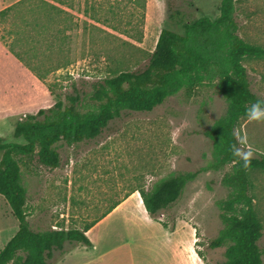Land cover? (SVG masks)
<instances>
[{
    "label": "rangeland",
    "instance_id": "1",
    "mask_svg": "<svg viewBox=\"0 0 264 264\" xmlns=\"http://www.w3.org/2000/svg\"><path fill=\"white\" fill-rule=\"evenodd\" d=\"M4 1V6H9L19 0ZM84 1L73 0L71 12L79 26L68 31L70 38L64 51H60L58 41L52 45L54 47L42 39L43 42L36 44L34 39L31 44L23 42L24 49L20 52L39 69L44 76L42 82L51 89L50 106L42 101L44 108L60 99L68 103L66 96L76 89L82 97L81 110L91 109L93 102L89 95L95 82L121 70L143 69L155 49L156 34L163 28L184 34L186 22L201 17L217 19L222 0H147L141 42L101 24L98 25L103 31L84 28L85 21L92 22L84 13ZM123 1L132 11L134 1ZM234 9L239 36L264 47V0H236ZM103 13L108 14L105 9ZM23 14L34 17L31 11ZM122 15L128 17L129 12L123 11ZM124 27L126 24H120V29ZM22 28L21 15L12 13L8 20L0 22V36L11 39L8 35ZM0 41L5 45L4 40ZM243 64L253 92L264 99V59L247 58ZM19 78L17 71L16 82L12 80L11 87H5L6 94L0 97L4 104L17 88L14 84L20 82ZM227 106L217 78L206 80L195 89L183 88L151 111H122L96 138L73 144L59 141L55 144L61 157L57 168L23 157L20 166L27 189L26 211L31 228L35 231L55 227L83 229L99 219L119 198L133 192L140 196L135 189L148 190L171 174L206 167L213 158V141L205 131L225 116ZM2 111L6 113V109ZM20 117L24 115L17 116L16 122ZM7 120L9 124L3 126L5 141L25 143L23 138L14 137L15 123ZM236 130L242 152L264 155V119L243 117ZM1 155L2 152L0 159ZM231 167L201 172L187 184L179 199L157 216L166 223L177 218L191 219L199 227L198 250L214 264L225 259L226 246L212 248L209 244L223 228L217 201L225 199L229 193V188L221 181ZM250 181V195L263 226L259 245L264 251V171H251ZM18 228L17 218L0 195V249Z\"/></svg>",
    "mask_w": 264,
    "mask_h": 264
},
{
    "label": "trees",
    "instance_id": "2",
    "mask_svg": "<svg viewBox=\"0 0 264 264\" xmlns=\"http://www.w3.org/2000/svg\"><path fill=\"white\" fill-rule=\"evenodd\" d=\"M130 1H134L132 11L123 0H85L84 13L92 22L85 21L84 28L103 31L98 25L101 24L141 42L147 0ZM235 1L222 0L220 15L215 20L201 17L194 22H186L184 34L163 28L143 69L121 70L93 84L89 95L93 102L91 109L81 110L82 97L74 89L66 96L68 103L60 99L51 107L26 114L16 122L14 137L23 138L25 143L7 142L0 136V195L19 222L17 232L0 249V264H53L54 252L63 250L65 242L91 245L85 230L96 220L86 225L84 230L61 227L35 231L31 228L26 211L27 189L20 166L23 157L57 168L61 157L55 144L59 141L73 144L96 138L122 111H151L183 88L192 90L206 80L216 78L228 106L225 116L205 131L213 141L212 161L196 171L166 176L148 190L137 188L135 191L139 192L150 216L157 219L201 172L217 171L231 165V170L221 181L229 188V193L225 199L217 201L223 228L209 245L212 248L226 246L225 259L217 264H264V251L259 245L263 226L255 210L254 198L250 195V173L264 171V155H251L249 163L244 166L242 159L234 154L235 148L242 152L236 129L240 119L248 117L246 109L256 101L262 102L264 107V99L251 88L243 60L264 59V47L246 42L237 33ZM73 7V0H19L0 10V22L8 20L12 13L21 15L23 28L10 33L12 36L8 37L11 39L3 35L0 39L41 81H44V76L20 51L33 39L35 44L45 40L50 47L58 41L60 51H64L70 38L68 31L79 26L71 12ZM104 9L107 15L103 13ZM30 11L33 19L23 14ZM123 11L129 12V16L123 17ZM120 24H126V27L120 29ZM162 224L167 225L165 222Z\"/></svg>",
    "mask_w": 264,
    "mask_h": 264
},
{
    "label": "crops",
    "instance_id": "3",
    "mask_svg": "<svg viewBox=\"0 0 264 264\" xmlns=\"http://www.w3.org/2000/svg\"><path fill=\"white\" fill-rule=\"evenodd\" d=\"M4 2L2 0L0 10L8 6H4ZM159 34L155 36V43ZM13 57L16 58L0 41V97L6 94L5 87L10 86V81L16 82L17 71L20 76L9 101L4 104L0 99L2 137L3 126L9 124L7 119L16 124L17 116L35 114L51 103L49 89L19 59L15 61ZM42 101L47 105L42 106ZM2 109H6V113ZM117 201L120 202L115 206L113 204L104 216L85 230L90 246L67 241L63 250L54 252L53 264H214L198 250L199 227L191 219L177 218L165 222V226L150 216L137 192Z\"/></svg>",
    "mask_w": 264,
    "mask_h": 264
},
{
    "label": "clouds",
    "instance_id": "4",
    "mask_svg": "<svg viewBox=\"0 0 264 264\" xmlns=\"http://www.w3.org/2000/svg\"><path fill=\"white\" fill-rule=\"evenodd\" d=\"M261 103L260 101L253 102L251 106L246 109L250 119H264V107L261 106ZM234 154L242 159L244 166H247L249 158L252 155L250 151L241 152L239 148L234 149Z\"/></svg>",
    "mask_w": 264,
    "mask_h": 264
},
{
    "label": "built area",
    "instance_id": "5",
    "mask_svg": "<svg viewBox=\"0 0 264 264\" xmlns=\"http://www.w3.org/2000/svg\"><path fill=\"white\" fill-rule=\"evenodd\" d=\"M163 216V215H162ZM162 218V217H161Z\"/></svg>",
    "mask_w": 264,
    "mask_h": 264
}]
</instances>
